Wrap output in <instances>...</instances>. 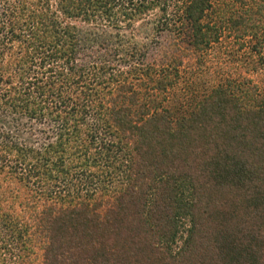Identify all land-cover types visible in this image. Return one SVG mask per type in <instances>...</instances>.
<instances>
[{
    "label": "trees",
    "instance_id": "1",
    "mask_svg": "<svg viewBox=\"0 0 264 264\" xmlns=\"http://www.w3.org/2000/svg\"><path fill=\"white\" fill-rule=\"evenodd\" d=\"M150 12L188 28L192 80L82 52L79 21ZM262 64L264 0H0V107L56 125L0 141V264H264Z\"/></svg>",
    "mask_w": 264,
    "mask_h": 264
},
{
    "label": "rangeland",
    "instance_id": "2",
    "mask_svg": "<svg viewBox=\"0 0 264 264\" xmlns=\"http://www.w3.org/2000/svg\"><path fill=\"white\" fill-rule=\"evenodd\" d=\"M211 1L215 4L219 3L221 0ZM153 15L154 13L150 12L138 19L129 22H121L116 28L113 26L110 28L109 26L112 25L110 23L107 27H103V29L106 30L105 32L101 30L102 28H99L105 23L104 20H101V24L96 23L97 21L95 20V23H83L79 21L78 23H80V26L78 28H86L88 30L86 36H91L90 41L85 45V49L82 52L85 54L93 53L94 55L98 54L95 52L102 53L101 57L105 56L104 58H107L105 63L109 61L110 65H112L109 66V68H111L114 73H117L119 70L123 72V74L118 77L119 79L126 75L125 73L129 66H119V62L116 63L113 61L114 44L122 51L117 54V59L121 57L125 58L123 48L127 49V47H130L132 52L137 48L138 53H142L143 57L141 62L138 60L141 56L135 57L132 63H150L157 65L162 62L168 63L174 61L178 74L181 77H187L188 81L189 78L192 80L191 72H193L196 67L197 54L190 45L188 28L182 26L179 30H174L168 27L165 29L162 28L159 32H155L156 30H153L152 27V21L154 20ZM105 34H109V39ZM78 36H81V34L78 33ZM103 37H105L104 39H107V41H101L100 38ZM94 38L100 40H96L93 44ZM104 45L106 46L104 47ZM249 46L250 43L247 42L244 49ZM228 49H230L229 46ZM137 51L136 54H138ZM253 65H256V67L259 66L256 63H253ZM261 66L264 65L262 64ZM257 69L258 71H256L255 74L257 72L260 73V68L257 67ZM179 87L182 88L180 85ZM185 93L188 94V91H185ZM180 95H182V92L179 93V96ZM170 100L173 102V96L170 97ZM55 131L56 125L49 117H42L41 119L25 118L23 116L17 117L10 109L3 106L0 107V141L2 142L6 141L7 143L10 141L22 146L36 148L39 147L41 143L54 140ZM67 179L74 184L77 178L75 179L73 174H70L67 176ZM113 185H115L114 182L109 185V188ZM71 189L72 187L68 189V191H72Z\"/></svg>",
    "mask_w": 264,
    "mask_h": 264
}]
</instances>
